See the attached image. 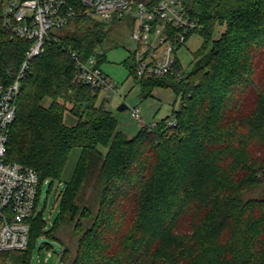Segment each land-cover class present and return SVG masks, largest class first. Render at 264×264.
I'll use <instances>...</instances> for the list:
<instances>
[{
	"label": "trees",
	"instance_id": "1",
	"mask_svg": "<svg viewBox=\"0 0 264 264\" xmlns=\"http://www.w3.org/2000/svg\"><path fill=\"white\" fill-rule=\"evenodd\" d=\"M187 4L203 41L182 78L140 79L144 97L164 85L181 99L152 130L129 136L107 99L98 103L103 90L78 80L72 53L88 59L109 35L82 8L30 61L6 159L38 172L39 204L44 183L62 182L74 147L81 153L57 187L51 228L44 206L27 249L0 261L29 264L31 244L46 238L63 248L61 264H264V198L247 194L264 184V0ZM29 45L0 19V84L15 81Z\"/></svg>",
	"mask_w": 264,
	"mask_h": 264
},
{
	"label": "built area",
	"instance_id": "2",
	"mask_svg": "<svg viewBox=\"0 0 264 264\" xmlns=\"http://www.w3.org/2000/svg\"><path fill=\"white\" fill-rule=\"evenodd\" d=\"M188 0H11L0 1V19L16 36L30 43L25 60L15 81L0 84V252L22 251L29 245L31 220L39 211L40 176L19 162L6 159L7 143L16 120L21 79L30 61L41 55L57 32L66 28L82 8L87 15L103 20L133 22L132 38L136 48L131 52L135 74L139 79L153 77L182 78L184 68L177 48L187 41V34L203 28L200 20L191 15ZM96 52L88 59L72 53L79 68L78 80L99 87L107 95L118 92L115 82L98 64ZM131 115L142 121L141 109L131 108ZM175 118L171 120L174 124ZM150 130L157 122L143 123ZM50 255V254H49ZM0 264H17L14 260Z\"/></svg>",
	"mask_w": 264,
	"mask_h": 264
},
{
	"label": "rangeland",
	"instance_id": "3",
	"mask_svg": "<svg viewBox=\"0 0 264 264\" xmlns=\"http://www.w3.org/2000/svg\"><path fill=\"white\" fill-rule=\"evenodd\" d=\"M10 1L4 0V3L8 4ZM103 21L106 23L109 35L98 49V52L103 53V56L99 57L100 67L115 82L118 92L112 91L110 95H107V92L103 90L99 96L98 103L100 104L106 98L107 108L119 120L120 129L129 136H134L138 133L143 123L149 124L171 116L174 110L180 108L181 99L178 98L172 87L164 85L155 86L152 95L144 97L142 95L143 85L140 79L133 75L129 69L132 63L131 52L136 48V43L131 36L133 30L132 20L127 18L116 20L113 16H110L103 18ZM219 34V30H217L216 37ZM202 41L203 38L199 32L189 33L187 34V41L177 48L176 52L185 72L190 73L193 70L194 53L200 48ZM122 104H126L128 108L120 110L119 108ZM133 107L141 109L143 122L132 117L131 108ZM65 121L67 124L73 125L77 122V117L67 111ZM80 153L81 147H74L62 182H55L51 188L49 181L43 185L39 210L45 206L46 230L51 228L60 211V202L56 198L57 187L59 186L60 190H62L65 180L71 177ZM48 192L49 196L46 199ZM247 194L251 197L264 198V184L253 191L247 192ZM71 232L72 226L69 225L61 228L58 233L61 236H69ZM62 251L63 248L61 246H46L41 243V239H38L35 245L33 243L30 246L29 264H61Z\"/></svg>",
	"mask_w": 264,
	"mask_h": 264
},
{
	"label": "water",
	"instance_id": "4",
	"mask_svg": "<svg viewBox=\"0 0 264 264\" xmlns=\"http://www.w3.org/2000/svg\"><path fill=\"white\" fill-rule=\"evenodd\" d=\"M1 1V0H0ZM128 108V106L126 105V104H122L121 106H120V110H125V109H127ZM49 243L50 245H52V246H58V247H60V244L59 243H57V242H55V241H50V240H48V239H46V238H44V239H42L41 240V243Z\"/></svg>",
	"mask_w": 264,
	"mask_h": 264
}]
</instances>
